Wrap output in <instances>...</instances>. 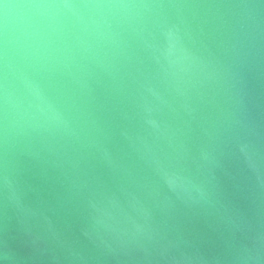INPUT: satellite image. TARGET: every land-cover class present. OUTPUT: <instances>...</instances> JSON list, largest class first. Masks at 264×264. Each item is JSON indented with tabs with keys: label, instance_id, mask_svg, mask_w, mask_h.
I'll return each instance as SVG.
<instances>
[{
	"label": "water",
	"instance_id": "water-1",
	"mask_svg": "<svg viewBox=\"0 0 264 264\" xmlns=\"http://www.w3.org/2000/svg\"><path fill=\"white\" fill-rule=\"evenodd\" d=\"M0 264H264V0H0Z\"/></svg>",
	"mask_w": 264,
	"mask_h": 264
}]
</instances>
